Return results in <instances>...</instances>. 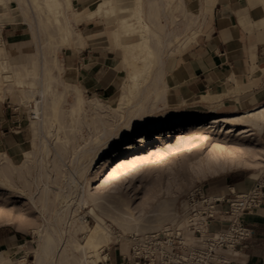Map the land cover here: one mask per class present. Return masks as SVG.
<instances>
[{
	"label": "rangeland",
	"instance_id": "rangeland-1",
	"mask_svg": "<svg viewBox=\"0 0 264 264\" xmlns=\"http://www.w3.org/2000/svg\"><path fill=\"white\" fill-rule=\"evenodd\" d=\"M73 1L71 0V2ZM94 1L93 7L101 2V0ZM167 1L173 3L175 0ZM39 2L43 3V0H39ZM16 3L17 0L0 1V19H2L0 24L10 21L8 16H6L7 13L15 14L18 11L15 8L20 5L23 6L29 16L34 15L35 22L33 23L38 29V45L34 46V49L25 56L24 61L21 63L13 62L7 58V54L1 55L4 61L7 59L6 66L9 73L12 68L20 69L22 73L18 75L13 72L14 76L10 74L9 77L0 78V97L9 95L14 103L21 106L25 116L30 119L34 141L32 149L26 153L23 159H20L18 163H11L15 167L10 165L9 161L8 165L11 166L12 170H15L16 167L20 169L13 175V178L11 177L12 182L7 178L6 173L0 171V234L7 235L18 232L21 240L18 244L22 245L16 247L8 254V257H6L8 264H38L36 255L39 250V243L35 229L39 226L51 230L50 224L55 223V219L59 218L58 198L55 195H51L52 199L50 200L49 208L44 210L40 206L38 194L41 193L46 185H49L52 191L60 192L67 186V179L70 174L75 173L74 176L77 180V191H71L74 202L72 205L74 216L66 217L67 223L70 221L72 225L70 222L67 224L66 221H58V229L65 230L66 234H64L63 241L60 244L59 252L56 254L55 264H67L66 262L62 263L60 258H58L62 247L66 249L69 256L68 263L84 264L80 261L83 256L75 250L74 243L76 244L77 241L80 244H85L88 229L97 223L96 219L89 213L94 206L90 194H97L103 197L111 210H115L118 214L124 216L122 220L124 222L123 227L115 223L111 218L104 217L106 222L104 226L110 233V237L101 248L90 250L86 257L87 262H85V264H96V261L98 263L99 261L107 260V257H105L106 253L115 246H123L125 252L129 254L131 236L157 231L175 222L178 208L185 194L197 185L206 184L210 187V193L217 195L216 193H218L220 188L219 180L232 171L254 172L257 174L256 177H253L255 179L264 177V142L260 131L254 130L247 134L238 135L240 131L227 133L223 131L224 128L218 131V129L214 130L215 128L207 127L202 130H186L161 139H152L144 147L138 144L134 151L121 160H115L111 164L99 163L96 167H89V170L77 172L79 167L90 166L93 163L92 159L99 148H104L102 157L109 155L119 146V142L137 128V126L134 128V125L126 128L129 121L128 115L135 110L136 106L140 104L146 105L147 103V105H150L146 116L143 118V123L187 117L189 114L175 110V108H165L161 106L160 102H157L153 107L155 93L150 92L152 87L138 99L137 96L130 94L127 97V104H125V118L118 121L117 112L113 111V108L119 107V102L106 104L100 102L104 105V109L99 108V111H97L93 103L99 101L85 94L82 95L85 101V109L80 111L75 105V94L69 92V94L60 96L66 85L61 79L60 56L62 49L68 47L69 44L65 43L56 49V57L59 60L58 64L61 69L59 68L58 70L51 66V77L48 78L44 75L42 84L38 80V75L43 73L42 57L44 55L52 57L54 48L58 44L59 35L54 30L55 17L47 7L38 6L36 0H20V3L18 2L20 5ZM134 3L135 0L131 2L126 0L122 5L133 6ZM77 12L78 10L74 6L66 9V15L70 18L74 17ZM180 13H182V7L176 5L172 12V17L181 23L179 27L175 23L171 30L184 31V29H187L191 32H204L203 27L206 19L203 14L190 17L185 14L180 19V17L178 18ZM141 14L145 18L144 7ZM102 16H106L107 25L109 26L108 36L105 40L111 41L114 33L120 30L121 16L119 13L112 11ZM159 18L160 22L164 20L160 16ZM131 19H136L137 24L134 25ZM71 21L74 32L77 34L76 28L78 27L74 23L75 20L72 19ZM130 23L134 25V28L129 31L130 35L137 33L141 38L140 29H137V27H140L137 16L131 17ZM146 23L148 24L147 21ZM148 25L150 26V24ZM116 28L119 29L115 31ZM162 32L164 34V31ZM53 33H55L54 37H52ZM178 34L180 33H174V42L177 40L175 44H180L181 42ZM139 36L135 40L140 39ZM129 38L132 39V36ZM114 44L123 47L120 44ZM126 52L130 56L132 55L129 51ZM37 56H40L41 62L36 66L32 65L31 60ZM133 68H137V70L131 77V83L133 80L138 79L136 72L139 70V64L137 61L134 62ZM20 77L24 80L23 85L18 81ZM31 90L35 91V96L31 94ZM39 90H46L42 97ZM36 99H42L41 101L44 103H46V100L53 99L60 101L58 116L50 109H45V107L42 110V118L47 122L43 128L37 123L39 119L33 113L36 108ZM104 110L108 112H104ZM212 110L215 111L213 114L221 115H239L246 112L228 111L225 109ZM211 111L208 108L203 109L200 115L210 114ZM93 112L97 113V115ZM243 126L242 124H237L236 128L240 130ZM105 128L113 133L120 132L108 144H104L106 140L102 136ZM46 139L49 140L48 153L41 148L42 144L47 142ZM56 162L58 164H55ZM45 164L50 170L49 173L42 169ZM81 195L85 200H88L86 204H78L82 198ZM164 200L173 202L175 210L174 221L160 222L156 220L154 212L159 203ZM34 201L40 207V211L36 209ZM98 213L100 214V211ZM79 217H84L86 227L83 231L76 232V229L79 228L78 225H80ZM17 224H21L23 228H17ZM145 226L153 228H148L144 231L137 230ZM72 240L74 243H72ZM91 252L92 255H90ZM73 254L79 257L74 259L72 257ZM57 259L59 260L57 261ZM4 260L5 258L0 259V264H3Z\"/></svg>",
	"mask_w": 264,
	"mask_h": 264
},
{
	"label": "crops",
	"instance_id": "crops-1",
	"mask_svg": "<svg viewBox=\"0 0 264 264\" xmlns=\"http://www.w3.org/2000/svg\"><path fill=\"white\" fill-rule=\"evenodd\" d=\"M159 3L158 9L144 0L146 21L153 30H159L157 16L160 13L164 19L161 20L163 36L170 33L172 43L164 38L165 46L156 51L158 58L150 80L161 81L159 87L164 94L159 101L161 106L195 116L206 108L248 112L264 103V0H175L173 3L159 0ZM94 4V0L72 2L82 13L94 10L99 3L93 7ZM176 5L182 7L180 19L185 14L188 17L203 14L204 32L197 31L194 36V32L187 29L171 30L175 23L178 27L181 23L172 17ZM15 9L18 10L15 14H6L10 21L0 24V46L5 48L9 59L21 63L38 45V29L33 23L34 15L29 16L21 5ZM131 22L137 24L136 19ZM74 23L78 33H74L60 56L61 79L78 87L82 95H90L104 104L119 102L124 85L137 70L133 68L135 60L123 47L114 44L117 43L115 35L111 41L105 40L109 32L106 16L89 18L86 13ZM177 32L180 44H175L177 40L174 42ZM131 36H125L128 38L124 37L123 41H134L139 35ZM135 55L139 57V66L147 60L145 52ZM205 96L213 99L205 100ZM29 120L12 97H0V155L8 157L11 163H18L32 149L34 141ZM260 135L264 142V129ZM253 174L228 173L219 180L218 194H227L230 189L239 194L251 191L256 184ZM243 219L253 235L249 247L239 258L240 264H264V198L261 206L245 213ZM227 226L225 216L219 212L211 229L225 230ZM19 241L18 232L0 234V259H6L13 249L22 246ZM128 255L123 246H115L106 253L107 260L96 264H128Z\"/></svg>",
	"mask_w": 264,
	"mask_h": 264
},
{
	"label": "bare ground",
	"instance_id": "bare-ground-1",
	"mask_svg": "<svg viewBox=\"0 0 264 264\" xmlns=\"http://www.w3.org/2000/svg\"><path fill=\"white\" fill-rule=\"evenodd\" d=\"M0 1H4V0H0ZM124 1H126V0H101L99 5L94 10H92L90 12H86L88 14L89 18H93L96 16H102L103 14L109 13L110 11L119 13V15L121 16V20H120V26L121 27H120V30L118 32L116 31L114 33L116 42L118 44L122 45L126 51H129L132 54L131 57L135 61H139V57L137 55H135L136 52L140 55L142 52L146 53L147 60L142 61L143 64L141 63L142 65L139 66V70L136 72L138 79L133 80L132 83L130 81H127V83L124 85L123 93H122L120 101H119V107L113 108V111L117 112L116 114L118 115L117 121L122 119V118H125V114H126L125 104H127L126 103L127 97H129L130 94L137 96V99H138L141 95H143V93H145L146 91L148 92L149 88L152 87V90H150V92L156 91L155 92V98H154V100L156 102L154 101L153 107L155 106V104L157 102L162 100L164 94H163V91H161V89L159 87V83L161 81H157V80L156 81H150V80L152 79V76H153V71H154L153 67H154L155 62L157 61V58H158L156 51L158 49L160 50L161 47L164 45V41H165L164 38H166V41H169V43H171V40L169 37L170 33H168L165 37L163 36L162 31L165 32L164 24H162L158 19L157 20L159 21L158 22L159 30H153V29L151 30L150 26L146 23L145 18L141 14L143 7H144L143 0H135V3L133 6L122 5V3ZM36 3L40 7H47L50 10V12L53 14V16L55 17V21H56L55 26H54V30H55V33L59 35L58 44H57L56 48H54V53H53L52 57L46 56V55H44L42 57V59H43V65H42L43 73H40L38 75V80L42 84V78L44 75H46L48 78L51 77V70H52L51 66H54L58 70H59V68L61 69V67H59V64H58L59 60L56 57V49H57V47H60L61 45L65 44V43L69 44L71 39L73 38L75 32H74L71 20L74 19L75 22H78L82 19V17L86 13L77 12V13H75L74 17H72V18L67 17L66 9H70L72 7L71 0H43V3L39 2V0H36ZM149 3L151 5L156 6V7L161 6V5L159 6V4L161 3V2L159 3V0H149ZM159 15H160V13H158V16H157L158 18H159ZM133 16H137V19L140 23V25H139L140 27H137V29L138 28L140 29L139 32L141 33V38L138 40H134V41L125 43L123 41L124 37L127 35L131 36L129 31L132 28H134L133 27L134 25L130 23V18ZM49 18H50V16H49ZM0 20H2V19H0ZM55 33H53L52 37L55 36L54 35ZM196 33H197V31L193 33L194 36L196 35ZM154 38H155V40H154ZM190 40H191V37H190ZM3 54L6 55L5 48L0 47V78L1 77H9V75L12 74L13 72L15 74H18V75L20 73H22L21 70L17 69V68H12L11 72L9 73L7 66H6V60L7 59L4 61V58L1 56ZM39 57L40 56H37L36 58H33V59L31 58L32 59L31 64L35 65V66L37 64H39L41 62V59ZM13 79H14V77H13ZM18 81L21 85H23L24 80L22 77H20L18 79ZM64 88H65V90L63 92H61L60 96L65 95V94H69V92H72L73 94H75V105H76V107L80 111H81V109H85V101H84V98L82 96L80 89L78 87L72 86L70 84H66ZM45 92H46V90L40 91V93L42 94L41 97L43 96V94H45ZM31 94L33 96H35V91L31 90ZM204 99L210 100L213 98L210 96H205ZM41 100L36 99V108L34 109L33 113H34V116L37 119H39V121L37 123L40 125L41 128H43L45 123H47V122L45 119L42 118V114H43L42 110L45 107V109H50L53 113H55L58 116L60 101L57 99H55V100L53 99V100H46L45 101L46 103H44ZM143 100H144V98H143ZM93 104L95 105L97 111H99L98 110L99 108L104 109V105L100 102H96ZM147 104L146 105L140 104L139 106H136V107L134 106L135 110H133L129 113V115H128L129 121H128V125L126 126V128L130 127L131 125H134V128L137 126V128H135L130 135H127L121 142H119V146H117V148L115 150H113L109 155L102 157V154L104 152V150H103L104 148L102 149V148L98 147L99 149L96 152L94 158L92 159L93 163L90 166L85 165L83 167H79L77 169V172H79V171L84 172L86 169L89 170V167H91V166L96 167L99 163L111 164L115 160L123 159L126 155H128L129 153L134 151L138 147V144L141 147H144V146H146L145 144H147L152 139H161L162 137H166L168 135H172L175 133H181V132H184L186 130H188V131L189 130H202V129L207 127V128H215L214 130L218 129V131H220L222 128H224L223 131H226L227 133H232V132L237 133L238 131H240L238 133V135H243V134H247L249 132H253L254 130H258V131L262 132L264 129V104L261 105L260 107L256 108V109L252 110V111H248V112H245V113L239 114V115L213 114L215 111L212 110L210 112V114H202V115L187 116V117H176V118H170L167 120H157L155 122L143 123V118L146 116L147 111L149 110V107H150V105H147ZM106 111L104 110V112H106ZM94 114L97 115V113H94ZM99 122H100V119H99ZM237 124H242L244 126L242 129L238 130V128H236ZM118 132L113 133V132H111L105 128L104 133L101 132V133H103L102 136H104L105 140H106V142L104 144H108L111 139H113L115 136L119 135L120 132L119 133ZM49 134H50V132H49ZM41 148L48 153L49 152L48 151L49 140H47V142L43 143ZM8 163H9L8 157L6 158V157H3L0 155V171L6 173L7 178L12 182L13 175H15L18 172V170H20V169H18L16 167L15 170H12L10 165H12V166H14V165L11 164V162H10V165H8ZM55 164H58V163L56 162ZM42 169H44L46 171V173H49V171H50L49 168L47 167V164H45V166ZM74 174L75 173L70 174V177L67 179V186L65 188H63L60 192L56 193V192L52 191V189L50 188L49 185H46L45 188L41 191V193L38 194L39 195L38 199H39V202L41 204L40 206H42L44 210H48V208H49L50 200L52 199L51 195H55L59 201V208H58L59 218L58 219L56 218L55 223H52L49 226L52 231L48 230L47 228L46 229L41 228L39 226L36 227V229H35V232L38 235L37 241L39 243L38 244L39 250L37 251V255H36L38 264H55V262H56V259H55L56 254L59 252L60 244L63 241L64 234H66L65 230H59L58 229V227H57V225L59 224L58 221H61V222L66 221V223H67L66 217L67 216L68 217L74 216L73 215L74 210L72 211V205L74 202H73V196L71 194V191H75V192L77 191V180H76ZM256 176H257L256 173H254L252 175V177H256ZM20 193L25 194L24 192H20ZM31 198H33V197H31ZM90 198L92 199L94 206L90 209L89 213L96 219L97 223L93 227L88 229L85 244H80L77 241L75 244L74 241L72 240L73 241L72 243H74L75 250L77 252H80L81 255L83 256L80 259V261H82L84 264H85V262H87L86 257L90 253V250L101 248L103 246V244L108 241V238L110 237V233L107 231L106 227L104 226L106 223L105 218H104L105 216L111 218L115 223H117L121 227L124 226V224H123L124 222L122 221L124 216L118 214L115 210H111L107 206V203H106L107 201L105 202L103 197H101L97 194H90ZM87 201L88 200H85L82 196L80 201L79 202L77 201V202L80 205L82 203L86 204ZM34 205H35L36 209L39 210L40 207L37 206L35 201H34ZM99 211H100V214L98 213ZM154 214L156 216V220H158L160 222H165L168 220L174 221L175 210L173 208V202H170L169 200H164L163 202H160L157 209L155 210ZM84 217L78 218L80 225H78L79 228L76 229V232L83 231L85 229L86 224H85ZM71 221H72V218H71ZM69 222L70 221H68V223ZM70 223L72 225V222H70ZM76 223H77V221H76ZM16 227L19 229L23 228L21 224H17ZM148 228H153V227L145 226V227L139 228L137 230L138 231H144ZM60 249H61V253L59 255L60 257H58V258H60L62 263L66 262L67 264H71V263H68L69 256L66 252V249L65 248L63 249V247ZM90 255H92V252ZM72 257L74 259H77L79 256H77L76 254H73ZM88 259H90V258H88ZM58 260L59 259H57V261ZM90 263H91V261H90ZM96 263H97V261H96ZM3 264H8V260L5 259Z\"/></svg>",
	"mask_w": 264,
	"mask_h": 264
},
{
	"label": "built area",
	"instance_id": "built-area-1",
	"mask_svg": "<svg viewBox=\"0 0 264 264\" xmlns=\"http://www.w3.org/2000/svg\"><path fill=\"white\" fill-rule=\"evenodd\" d=\"M210 187L199 184L185 194L175 222L157 231L130 237L128 264H240L253 231L243 215L261 206L264 178L243 194L230 189L213 195ZM222 212L228 226L212 231Z\"/></svg>",
	"mask_w": 264,
	"mask_h": 264
}]
</instances>
